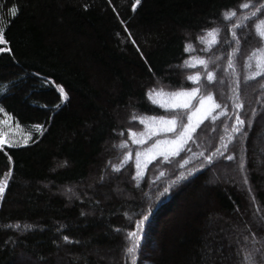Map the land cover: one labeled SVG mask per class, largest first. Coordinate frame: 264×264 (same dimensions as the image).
Segmentation results:
<instances>
[{
	"label": "trees",
	"instance_id": "obj_1",
	"mask_svg": "<svg viewBox=\"0 0 264 264\" xmlns=\"http://www.w3.org/2000/svg\"><path fill=\"white\" fill-rule=\"evenodd\" d=\"M261 5L0 0V49H10L0 52V106L33 136L0 147V264H264ZM244 16L253 18L234 28ZM196 88L193 108L209 94L221 107L178 155L158 156L137 177V155L186 122L187 110L167 111L147 93ZM149 117H175L176 132L134 143Z\"/></svg>",
	"mask_w": 264,
	"mask_h": 264
},
{
	"label": "snow or ice",
	"instance_id": "obj_2",
	"mask_svg": "<svg viewBox=\"0 0 264 264\" xmlns=\"http://www.w3.org/2000/svg\"><path fill=\"white\" fill-rule=\"evenodd\" d=\"M136 4H139V0H135ZM243 8L248 9L251 7L249 3H244L242 5ZM261 7H264V5H261ZM17 10L13 8L11 10L10 15L15 16ZM259 12V9H256L253 12V16L256 15V13ZM225 19L231 20L234 17H236V12H228L224 14ZM252 16H244L241 18L242 23L235 24L234 28H240L243 26L244 23H246L249 19H252ZM257 34L260 36L262 40H264V20L259 21L257 25ZM5 31V25L0 24V44H6L7 41L4 39L3 33ZM207 36L211 38L210 41H208L209 45L215 44L218 42L217 37L219 36L218 30L209 31L207 33ZM232 38L234 41L238 43L239 37L237 36L236 32H232ZM201 42H205L204 38L201 39ZM188 50H191V45L188 46ZM3 51H10V49L2 48L0 49V52ZM255 58L257 59V65L259 67H264V49L260 50V55L256 56L254 54ZM198 64L200 66H203L205 71H207L208 61L200 59L198 61ZM189 67L193 66L192 64L188 65ZM234 65L230 62L228 67L232 68ZM257 76L264 75V71L256 73ZM214 73L208 72L207 73V80L209 82L214 81ZM255 78V77H250ZM189 80L193 81L194 83H199L200 77L199 76H189ZM61 93H64L63 88L60 89ZM200 92V88L193 89L192 91H178V92H171L167 93L164 92L163 89L157 91L153 89L152 91L147 93L148 98L152 101V103L157 104L159 107L164 108L167 111H186V122L181 121L180 123V132L177 133L175 139L173 140H161L157 141L152 148L148 149V153H151L155 151L156 149H160L162 145L167 146L168 152L165 153L161 151L160 155H165L167 158L168 154L171 155H178L180 151L183 150L184 145L189 141L193 139V133H195L196 129L200 126V124L204 121V119L209 118L211 116V113L215 111V109H219L221 105L215 103L214 97L212 95H204L200 96L197 106L193 108L191 101L197 97L198 93ZM64 99L67 100V95L64 94ZM238 108H242L243 105L238 104ZM225 114H227L225 112ZM212 120H215V117H211ZM236 122L238 125H243L244 121L239 119L237 116ZM140 123H143L148 128V132L144 133L145 136H152V135H159L160 133H169V132H176L177 128V119L175 117L170 119H165L163 117L157 119L156 117H149L146 119H141ZM18 127V125H17ZM234 131H239V128L234 129ZM135 136V134H133ZM5 133L0 131V147H2L3 144L8 143L9 146H11V142L4 139ZM142 140H134V143H142ZM121 147L126 148L127 145H121ZM226 147V145H225ZM146 155V153H140L137 155L136 158V168L140 169L141 167V160L140 156ZM126 159H131V153H129L128 157ZM228 159H232V157H228ZM116 171H119V168L115 169ZM140 176V172H137V177ZM7 178L5 177L2 182H0V199L3 197L4 189L7 186ZM183 178V177H181ZM147 219V217H145ZM142 223L137 224V231L129 233V236L131 238H134L135 243L133 248L128 249L129 253H132L135 251L136 247H138V241L140 239L139 233L142 231ZM17 227H19L17 225ZM248 260V264H253V261L249 258H245ZM133 264H135V261H133Z\"/></svg>",
	"mask_w": 264,
	"mask_h": 264
},
{
	"label": "rangeland",
	"instance_id": "obj_3",
	"mask_svg": "<svg viewBox=\"0 0 264 264\" xmlns=\"http://www.w3.org/2000/svg\"><path fill=\"white\" fill-rule=\"evenodd\" d=\"M191 90H186V91H192ZM65 93H63L64 95ZM195 100V98L191 101V103H193V101ZM205 120V119H204ZM18 125V127H17ZM0 131H2L3 133H5L4 139L7 141L11 142V146H21V145H26L28 144L31 140H32V134L28 133L25 131V129L20 126L12 116L8 115L0 106ZM148 132V128H146V130L144 129L143 133L140 134L138 137L136 136V140H142L143 142H145L146 140H151L152 138H157L158 135H152V136H145L143 135L144 133ZM163 133V132H162ZM176 137V136H173ZM175 139V138H173ZM173 139H169L173 140ZM161 140V139H159ZM158 140V141H159ZM142 142V143H143ZM2 146H9L8 143L3 144ZM153 146H151L152 148ZM163 151L165 153L168 152V148L165 145H162L160 149H156L155 151L148 153V151H145L144 153H146V155H142L140 157L141 160V167L139 170L140 174L144 172V169L146 167V165L149 162H152L154 159H156L158 156H165V155H160L159 153ZM167 156H171V154H168ZM222 169H214L213 171V175L215 171H219ZM109 175L106 173L105 175V180H108ZM4 193V192H3ZM129 196V193H128Z\"/></svg>",
	"mask_w": 264,
	"mask_h": 264
}]
</instances>
